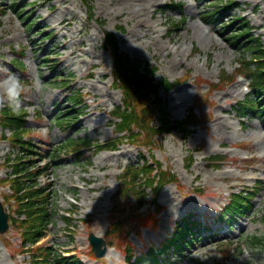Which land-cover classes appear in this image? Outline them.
<instances>
[{
  "label": "rangeland",
  "instance_id": "374dc122",
  "mask_svg": "<svg viewBox=\"0 0 264 264\" xmlns=\"http://www.w3.org/2000/svg\"><path fill=\"white\" fill-rule=\"evenodd\" d=\"M236 2L238 8L224 14L225 22L241 15L264 45V0ZM170 4L181 7L169 9ZM91 5L89 18L81 0H0V76L11 69L30 85L31 74L38 71L44 85L42 91L26 87L24 93L22 108L30 130L23 135L36 144L30 147L32 152L24 153L31 158L28 166L48 163L37 182L48 183L47 205L52 212L45 237L34 245L23 244L29 252L19 248L16 228L10 230L12 238L5 236V243L0 237V264H28L33 250L38 254L36 248L46 247L54 255L73 252L85 264H124L127 242L139 254L160 244L178 218L217 214L231 192L253 186L251 207L232 220L229 230L223 228L226 235L205 232L206 237L190 244L178 258L179 264H264V247L252 243L253 236L264 237V117L235 114L236 102L247 96L248 78L219 82L223 72L228 76L237 72L246 53L220 32V21L203 20V0H92ZM174 20L177 27H169ZM239 25L234 22L232 29ZM106 32L115 35L120 51L137 61L142 71L155 67V81L187 76L185 83L168 94L161 91L160 97L172 120L184 118L194 107L203 123L190 126L186 137L177 132L156 137L157 145L150 151L126 143L115 151L84 150L80 158L64 152L61 144L70 137L103 143L115 136L110 113L121 104L122 95L113 85L111 57L101 47ZM10 62L21 66L14 69ZM63 81L69 87H63ZM70 89L82 95L84 102L77 107L68 99ZM74 110L78 112L69 115L77 116L71 127L55 123L56 115ZM154 123L158 124L157 117ZM4 133L0 127V178L11 172L8 159L22 154L21 143L9 144L3 140L9 131ZM140 154L170 168L176 183L166 185L156 197L145 190L146 203L139 210L152 213L159 206L155 225L140 228L136 219L127 217L128 234L114 240L116 248H109L104 257L93 259L88 234L110 239L108 219L118 175L127 164L138 162ZM217 154L226 158L214 167L217 162L210 157ZM188 155L193 158L190 167L185 165ZM9 187L8 181L0 182V202L11 210ZM122 201L138 206L133 197ZM64 216L74 233L67 230Z\"/></svg>",
  "mask_w": 264,
  "mask_h": 264
},
{
  "label": "trees",
  "instance_id": "16d2710c",
  "mask_svg": "<svg viewBox=\"0 0 264 264\" xmlns=\"http://www.w3.org/2000/svg\"><path fill=\"white\" fill-rule=\"evenodd\" d=\"M204 1L207 11L202 18L207 22L211 21L214 17L216 19V16L220 14L222 9L238 5L235 0H227V2H224V0ZM91 2L92 0H82V3L87 8L89 18L93 17ZM173 7L172 5L167 8ZM234 20L240 21L241 25L232 29L234 27V21H228L221 22L219 27L221 33L226 35V39L235 45H239V48L247 53L246 56H242V61L239 63L241 71H244L250 78V87L253 94L252 97L239 102L237 106L234 107V111L238 115L252 113L264 116V49L260 45L259 39L251 35V31L243 22L242 17L239 16ZM177 25V20L168 23L169 27H176ZM122 29L121 27L120 30ZM48 37H51V35ZM102 46L110 53L112 58L114 85L116 88L120 89L122 93V104L115 107L111 114L114 119V131L117 136L103 145L91 142L88 139L69 138L61 144L64 152L74 153L79 157L82 155V149L96 145L95 151L104 149L115 150L117 145L123 142H130L137 147H144L147 151H150L157 145V136L169 132H178L182 137H186L189 134V126L202 122V118L194 112L193 108L189 109L184 119L177 121L171 120L167 104L160 97L161 90L165 94L169 93L176 85L186 81L187 76L184 79L174 82H170L167 79L155 81L154 75L156 68L145 67L144 71H142L137 61L131 59L128 54L120 51L117 46L116 37L111 32L105 33ZM15 65L16 67L21 66L19 62ZM81 96L82 95L78 91H76V93L70 91V102L79 105V103L82 102ZM153 106H155L157 110H154ZM74 112L78 111H68L62 115H56L54 118L55 123L60 126L72 125V121L75 120L77 116L69 115ZM25 115L26 111L23 108L18 111H12L5 105L0 109V126L10 131V135L7 138L10 142L22 143V145H25L23 134L30 130L25 126ZM156 115L158 116V124L153 123ZM22 148L25 151H30L26 146ZM24 157L25 156L16 157V160L19 161ZM52 157H54V155ZM140 157L141 163L137 162L136 164L125 166L118 176V188L116 194L112 198L113 212L109 217V234L112 235V242L115 239H121L122 234H128L126 226L127 217L136 219L140 227H149L151 224H156L155 212L138 211L139 206L141 207L145 202L147 196L145 190L149 188L156 196L166 184L177 180L170 168L164 169L157 160H153L150 163L145 155L141 154ZM223 158L224 157L220 155L212 157L214 160H221ZM28 162L30 161L27 159L14 162L12 168L13 174L16 177L9 178L8 180L11 183L18 210L25 213L26 219L19 222V225L23 228V240L35 243L44 235L42 231L46 227V222H49L51 213L49 212V208L47 210V195L45 193V188H35L33 185H29L26 186L25 188L27 189L20 194L24 189L23 185L25 182L19 180V174L23 172L28 178L34 176V172L26 167V163ZM191 164L192 156L188 155L186 157V165L189 167ZM216 166H218V164H216ZM130 197L137 200V207H130V205H127L128 203L122 205V200H126ZM249 197L250 193H248V191L239 192V194L234 195L226 208L225 214L230 217L242 215L250 207L248 201ZM156 209L158 210L159 208L156 207ZM229 221H231V219H229ZM194 232L195 229L192 221L178 222L175 226L174 234H172V237L167 239L166 242L173 251L181 253L183 250L179 243L187 245L185 237L194 241L195 238L192 237ZM252 243L264 247V237L253 236ZM159 251V248L152 247L148 249L147 252L141 253L139 256H134L131 254V249L127 247L125 254L128 259V264H157L156 257L160 254ZM40 254H42L44 258L42 257L41 260H38L35 256L31 264H82L78 258H65L62 256L52 258L49 250L47 251L46 249L41 250ZM133 258L134 260L132 261Z\"/></svg>",
  "mask_w": 264,
  "mask_h": 264
},
{
  "label": "clouds",
  "instance_id": "9594fccd",
  "mask_svg": "<svg viewBox=\"0 0 264 264\" xmlns=\"http://www.w3.org/2000/svg\"><path fill=\"white\" fill-rule=\"evenodd\" d=\"M6 74L0 76V106H7L12 111L20 110L24 105V93L26 87L36 91L43 90V81L38 71L31 74L30 85L17 72L6 69Z\"/></svg>",
  "mask_w": 264,
  "mask_h": 264
},
{
  "label": "water",
  "instance_id": "95a60500",
  "mask_svg": "<svg viewBox=\"0 0 264 264\" xmlns=\"http://www.w3.org/2000/svg\"><path fill=\"white\" fill-rule=\"evenodd\" d=\"M8 216L4 213L2 205L0 204V232L3 234L8 225H7ZM89 241L93 247V251L95 252L96 256L101 257L105 254V242L102 238L96 237L93 234H90Z\"/></svg>",
  "mask_w": 264,
  "mask_h": 264
}]
</instances>
